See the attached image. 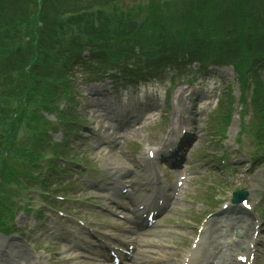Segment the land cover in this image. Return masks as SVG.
<instances>
[{
  "label": "rangeland",
  "instance_id": "rangeland-1",
  "mask_svg": "<svg viewBox=\"0 0 264 264\" xmlns=\"http://www.w3.org/2000/svg\"><path fill=\"white\" fill-rule=\"evenodd\" d=\"M91 1L93 8L102 5L106 12L117 7L110 26L104 29L118 36L110 43L98 40V32L88 40L81 35L53 52L68 49L92 64L77 74L65 69L54 112L40 111L41 97L23 100L19 78L20 85L10 75L0 78V144L6 135L10 137V129L16 144L14 149L0 150V174L9 170L4 176L9 182L0 176V188L4 185L0 198L6 195L9 204L0 205V216L6 215L0 220L14 228L11 234L0 231V241L5 242L0 264H9L11 259H20L22 264H99L100 256L94 252L101 247L96 230L108 233L114 229V237L126 236L132 242L127 229L115 227L132 224L119 217L129 214L127 208L118 206L122 201L119 188L133 194L135 180L145 178L148 168L142 156L148 146L154 148L151 161L161 180L170 184L180 177L185 180L175 205L162 220V230L155 228L160 233L158 240L136 234L135 253L143 251L147 240L172 248L174 243L178 250H186L190 242L186 236L193 224L222 201H229L234 190L244 189L251 198L254 191L261 197L255 207L261 213L257 264H264V0ZM155 1L173 2L175 8L192 4L197 10L187 17L173 15L170 19L173 6L160 11L163 24L172 22L178 27L188 20L191 26L167 30L158 20H148L155 15L150 13ZM82 2L67 0L65 5L62 1L55 9H63L67 17L88 4ZM214 17L220 27L205 29L204 21L214 26ZM100 18L96 11L91 23L98 25ZM150 36L159 40L140 43ZM59 39L67 44L71 35ZM36 40L46 52L51 41ZM76 40L80 44L75 46ZM174 42L180 43L176 50ZM115 46L119 49L116 55L111 53ZM216 47L223 57L219 62L198 63L192 57L207 55ZM182 50H189L188 61L194 63H184L178 54ZM244 50L252 58L245 63V71L237 74L229 62L239 64L246 57ZM114 60L124 68L116 67ZM125 68L127 74L122 72ZM145 68L150 72L144 73ZM31 75L35 81L44 78L42 71ZM259 125L261 138L254 136ZM179 138L183 142L176 151L183 154V164L166 168L173 155L164 157L160 152ZM21 148L38 154H22L25 150ZM59 194L65 195L64 200L55 197ZM53 201L57 207L48 204ZM123 201L126 206L133 202L132 198ZM184 209H190L189 214Z\"/></svg>",
  "mask_w": 264,
  "mask_h": 264
},
{
  "label": "trees",
  "instance_id": "trees-1",
  "mask_svg": "<svg viewBox=\"0 0 264 264\" xmlns=\"http://www.w3.org/2000/svg\"><path fill=\"white\" fill-rule=\"evenodd\" d=\"M30 1L31 0H0V78L10 75L14 83H18L17 78H19L21 85L19 83L18 85L22 87L21 97L23 100L27 101L41 97L43 101L38 106L40 111L43 110V108L44 110H53V103H51V100L58 95L59 83H63L64 81L63 75L66 73L65 69H70L75 59L74 51H69L68 49L60 52L59 54H53V52L61 49L64 45H71L70 42L73 40V37H79L82 35L84 40L91 39L94 36V34L91 33L94 32H98L95 33L99 37L98 40H108V42L111 40L110 43H113V36L118 35L114 33L113 30L110 32L109 29L104 28L112 21V14L117 7L113 5V9L106 12L102 8L104 6L101 5L102 7L100 6V9H95L92 7L93 5L91 0H88L87 2L86 0H82V3L88 4L76 8L70 16L66 17L61 12L63 9H60V12H57L55 4L65 1L64 4L66 5L67 0H33V3ZM155 2L156 4L150 5L153 7V10L150 11V13L155 12V15L153 16V14H151V18L148 20H158L157 24L167 30L172 29L179 31L180 29L185 30V28H189L191 26L188 20H186L184 24L181 22L178 27L170 25L172 22L163 24L164 18L163 15H160V11L163 8L167 9L172 7L173 2H160V4L158 3L159 1ZM28 3H30V6L26 7ZM150 6H148L149 9ZM91 8L94 12H92ZM143 9V11L148 14V10L145 8ZM196 10V7H193V5L189 4V2L184 5L182 4V6L177 8L174 7V9H172V12L170 13L172 17L170 19H174L173 15L176 16V18L179 15L187 17L189 14L195 13ZM96 11L98 12V16L101 17V22L94 26L91 21ZM48 13L52 17H50ZM137 16L139 15L137 14ZM217 21L218 20L214 17L211 22L215 27L204 21L203 27L213 31L212 29L220 27L221 25L220 23H217ZM106 28H108V26ZM47 30H50V32ZM63 34H65V36L71 35V40L67 44L63 43L59 39ZM36 39H40L41 41L42 39H49L51 41V44H47L46 46V52H42ZM156 40L159 39L155 38V36L147 38L143 37L141 38L140 43H151ZM184 40L185 39L181 41L183 42ZM78 44H80V41L76 40L75 46ZM179 44L174 42L175 46L173 45V49L176 50V47ZM249 49L252 50V48ZM187 51L189 52V50ZM182 52H185V50H182ZM207 53V55L205 53L203 55H194H197L200 59L214 60L218 54L217 47L210 48ZM248 53L249 51L247 52V50L243 51L242 56L246 55V57H244L241 61L239 60V64L232 59L235 69L239 74H242L245 71L242 70L245 63L252 58ZM36 70L43 72L44 78L41 81H35L36 76L31 75ZM1 98L2 96L0 95V99ZM16 112H18V110H16ZM20 112L22 113L23 110L21 109ZM19 118H21V116ZM0 122H2V120H0ZM9 131L12 134L10 137L6 135L7 139L1 142L0 150L3 147L10 148L11 150L16 146L15 140L11 138L14 137L13 131L11 129ZM29 146L27 147L29 148ZM21 150H25L22 154L27 153L30 156L38 154L36 150H34V154L32 152L33 150L27 151L28 149L22 148ZM0 153H2V151ZM6 173L9 174V170L6 172L3 170L1 171L0 176L3 178V181H9L8 176L4 178V176L7 175ZM2 191L0 190V196L4 194ZM6 198V195L0 198V205L3 207L8 204ZM2 217L6 219L5 214L1 215L0 219ZM5 227H8V225L5 226V222L0 220V231H11Z\"/></svg>",
  "mask_w": 264,
  "mask_h": 264
},
{
  "label": "bare ground",
  "instance_id": "bare-ground-1",
  "mask_svg": "<svg viewBox=\"0 0 264 264\" xmlns=\"http://www.w3.org/2000/svg\"><path fill=\"white\" fill-rule=\"evenodd\" d=\"M182 53H187V52H182ZM197 56V55H196ZM181 59H185L184 63L188 64L190 62L194 63V61H188V57L186 54H181ZM190 59V58H189ZM195 60H197V58H193ZM259 138H261L259 136ZM167 150H163L161 152V154L163 156L168 155ZM152 172V175H147L146 180L145 181H141L138 180L135 185H139L142 187H147V186H151L152 188L155 189L156 185H158L157 183V176L156 174ZM141 181V182H139ZM160 184L158 185L157 188H160ZM236 219L234 220L235 225L234 228L235 229H239L240 231H242L245 235L248 234L250 232L251 229L255 228V224L254 223H249L247 220H243L242 217H235ZM212 220V219H211ZM210 220V221H211ZM220 223H222V221H219ZM137 223H140V221H138ZM210 225V223H208ZM216 224V222H212V225ZM211 226V225H210ZM210 229H205L202 233V236L200 237V239L203 240V242H201L199 244V246L201 247V250L203 251H199V250H193L192 252H190L188 255L191 257L196 258L199 262L198 264H220L218 261V258H220L219 255H217L220 251H222L223 248H226L230 245H234V246H239L242 242V244H245V251L252 254L254 253V247L257 245V239L256 237H254L253 235L247 237L245 240H234L233 239H228L230 242H225L221 239H219V237L215 236L216 233H218L219 229L215 228L213 229L212 233H209ZM1 242V241H0ZM5 246V242H1L0 248H4ZM12 253V252H10ZM240 255L243 254H239V253H235V254H231L230 252L225 253V262L224 264H241L240 262ZM9 264H22L20 259H11L9 262ZM23 264H30L28 263H23ZM40 264H44L42 262H40Z\"/></svg>",
  "mask_w": 264,
  "mask_h": 264
}]
</instances>
